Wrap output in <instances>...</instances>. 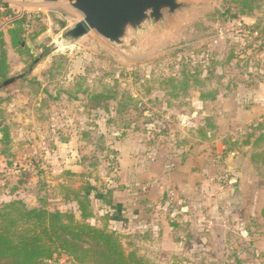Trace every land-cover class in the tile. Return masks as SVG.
Here are the masks:
<instances>
[{"label": "rangeland", "instance_id": "obj_1", "mask_svg": "<svg viewBox=\"0 0 264 264\" xmlns=\"http://www.w3.org/2000/svg\"><path fill=\"white\" fill-rule=\"evenodd\" d=\"M4 1L12 14L0 27V47L9 79L24 77L0 90V124L10 135L8 145L0 143V206L22 200L29 208L77 212L73 192L88 188L93 209L88 222L118 232L128 253L153 264H235L236 253L252 250L232 222L205 236L204 222H177L175 235L169 233L174 222H153L155 228L114 222V195L138 188L134 172L158 173L165 164L173 171L180 157L207 149L201 128L216 125L224 106L232 113L249 104L264 81V2L253 14L227 19V11L238 13L228 0H187L194 8L149 30L136 48L122 53L94 32L66 43V32L83 18L64 3ZM22 16L27 17L22 45L32 57L14 49L7 35ZM184 69L203 85L190 83L186 92H176ZM114 87L118 100L95 108L89 95L109 94ZM212 92H218L215 101L201 99ZM124 93L134 101L125 98L130 107L118 113ZM250 154L261 155L254 171L262 183L264 141ZM249 256L246 264H264V256L257 261ZM47 264L75 263L62 255Z\"/></svg>", "mask_w": 264, "mask_h": 264}, {"label": "crops", "instance_id": "obj_2", "mask_svg": "<svg viewBox=\"0 0 264 264\" xmlns=\"http://www.w3.org/2000/svg\"><path fill=\"white\" fill-rule=\"evenodd\" d=\"M248 101L247 106L236 107L232 113L225 106L217 112L215 139L206 141L207 149L180 157L173 171L165 164L158 173L150 169L144 170L142 176L132 173V181L138 188L114 193L117 211L114 222H132L130 224L135 226L148 222L154 228L153 222H174L169 228L172 235L179 227L177 222L180 226L181 222H204L203 236L232 222L235 233L242 240L249 239L252 248L236 253L235 264H246L244 260L249 255L256 257V261L257 257L261 260L264 256V238L261 237L264 233V182L258 181V172L254 171L257 163L250 154L260 144L254 145L255 139L250 145L243 142L251 132L249 126L264 120V81ZM234 143L226 160L217 164L216 158H222L227 145ZM188 150L193 151V145ZM187 237V242H192L188 234ZM184 241L187 244L186 239L179 240L182 244Z\"/></svg>", "mask_w": 264, "mask_h": 264}, {"label": "trees", "instance_id": "obj_3", "mask_svg": "<svg viewBox=\"0 0 264 264\" xmlns=\"http://www.w3.org/2000/svg\"><path fill=\"white\" fill-rule=\"evenodd\" d=\"M231 5L238 7L237 14L224 13L227 19H235L240 16L250 15L260 7L264 0H228ZM12 10L9 5L0 0V27L3 22L10 17ZM26 16L16 19L12 27L7 29L11 45L20 53L26 51L32 57V52L27 46H23L25 38L24 24ZM4 34L0 30V41ZM1 46V44H0ZM9 65L7 54L0 47V84L9 79ZM193 74L183 70L182 80L174 85L176 92L184 90L186 92L190 83L195 86H202L203 82L193 79ZM174 83L176 80H170ZM192 81V82H191ZM118 87V81H115ZM110 90L107 93H97L90 96V101L95 108L101 107V103L109 100H118V92ZM218 92L202 94L201 99L206 101L217 99ZM124 99L117 102L118 113L127 111L130 104L125 101H134L131 95L123 94ZM216 131V125L211 122L205 126ZM206 128H201L203 139L212 142L215 136H211ZM251 132L244 140V145H250L255 139L254 145H259L264 141V120L249 126ZM0 143L8 145L10 143L9 128L0 124ZM236 144H232L235 146ZM228 146V145H227ZM230 146V145H229ZM227 148L222 155V161L226 160ZM261 155H254L252 160L258 162ZM264 162V161H263ZM88 189V188H87ZM85 188H80L73 192L72 201L77 204V212L52 211L49 208L34 207L29 208L22 200H14L0 206V264H47L62 255L70 258L75 264H153L148 259L138 256L134 251L128 253L122 243L118 232L109 230L106 227L100 228L88 222L93 217L92 199ZM80 214V219L77 218ZM264 216V212H263Z\"/></svg>", "mask_w": 264, "mask_h": 264}, {"label": "water", "instance_id": "obj_4", "mask_svg": "<svg viewBox=\"0 0 264 264\" xmlns=\"http://www.w3.org/2000/svg\"><path fill=\"white\" fill-rule=\"evenodd\" d=\"M35 6L66 4L83 20L66 32V43L75 42L91 32L122 53L139 45L140 37L149 30L164 28L170 20L194 8L187 0H14ZM24 77H12L0 84V90Z\"/></svg>", "mask_w": 264, "mask_h": 264}, {"label": "built area", "instance_id": "obj_5", "mask_svg": "<svg viewBox=\"0 0 264 264\" xmlns=\"http://www.w3.org/2000/svg\"><path fill=\"white\" fill-rule=\"evenodd\" d=\"M216 162H217V164H220V162H222L221 157H217V158H216ZM219 181L222 182L223 179H222V178H219Z\"/></svg>", "mask_w": 264, "mask_h": 264}]
</instances>
